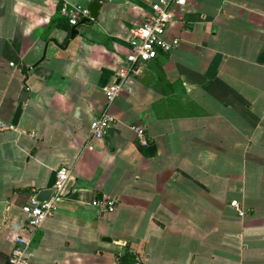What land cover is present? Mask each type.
I'll list each match as a JSON object with an SVG mask.
<instances>
[{
	"label": "crops",
	"instance_id": "1",
	"mask_svg": "<svg viewBox=\"0 0 264 264\" xmlns=\"http://www.w3.org/2000/svg\"><path fill=\"white\" fill-rule=\"evenodd\" d=\"M93 1L0 0L11 126L0 130V264L28 235L22 207L61 167L69 178L31 237V264H264V0H185L166 31L180 46L137 67L110 103L130 29L157 0H97L65 46L60 8ZM103 113L113 122L94 139Z\"/></svg>",
	"mask_w": 264,
	"mask_h": 264
},
{
	"label": "built area",
	"instance_id": "2",
	"mask_svg": "<svg viewBox=\"0 0 264 264\" xmlns=\"http://www.w3.org/2000/svg\"><path fill=\"white\" fill-rule=\"evenodd\" d=\"M185 0H157L151 4L150 11L143 21L130 29L129 46L130 51L125 56L127 65L119 67L116 72L118 82L105 89L108 102H112L119 91L120 81L128 79L136 73V68L143 66L149 61L155 60L159 55L169 54L180 46V40L169 38L166 34L167 27L177 22L174 14L175 7H182ZM60 13L67 17L68 24L71 27H78L83 21H91L88 7L81 5H72L70 7L63 5ZM113 122V117L108 113H103L90 124V134L94 139H103ZM11 126L4 124L0 120V130L10 129ZM142 132L137 131L138 138L143 145L147 142L143 139ZM69 178V170L61 167L55 173L53 184L52 199L39 202L36 198L31 199L22 207V212L26 217L25 232L28 234L17 235L14 238L13 248L8 258V264H31L26 258V250L30 246L31 237L42 222L55 211V202L61 197L62 191ZM100 207L102 211H111L114 207L113 201L96 200L92 203ZM230 206L234 208L240 216H243L239 204L232 201ZM136 264H141L140 262Z\"/></svg>",
	"mask_w": 264,
	"mask_h": 264
},
{
	"label": "water",
	"instance_id": "3",
	"mask_svg": "<svg viewBox=\"0 0 264 264\" xmlns=\"http://www.w3.org/2000/svg\"><path fill=\"white\" fill-rule=\"evenodd\" d=\"M101 7V2L100 1H93L90 5V8H89V11H90V18L91 20H95L97 18V15H98V11ZM86 21H83L81 24H85ZM78 36V31L76 30V28H72L71 31H70V37H69V40L66 42L65 46H67L70 42V40H73L75 39L76 37ZM53 43L56 44V40L53 39L52 40ZM27 97V93L25 92L23 95H22V98H21V101L16 109V112L13 116V119H12V122H11V125L13 127H16L17 124H18V120L20 118V115H21V107H22V102L26 99ZM53 194V189L52 188H49V189H44V190H41L38 192L37 196H36V200L39 201V202H45V201H48L49 198L51 197V195Z\"/></svg>",
	"mask_w": 264,
	"mask_h": 264
}]
</instances>
